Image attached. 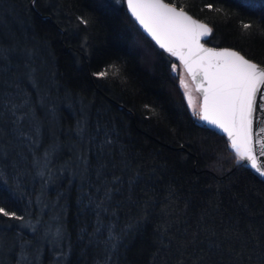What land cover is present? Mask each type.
Returning a JSON list of instances; mask_svg holds the SVG:
<instances>
[{"label":"trees","instance_id":"trees-1","mask_svg":"<svg viewBox=\"0 0 264 264\" xmlns=\"http://www.w3.org/2000/svg\"><path fill=\"white\" fill-rule=\"evenodd\" d=\"M164 1L264 68V0ZM180 70L124 0H0V264H264V179Z\"/></svg>","mask_w":264,"mask_h":264},{"label":"snow or ice","instance_id":"snow-or-ice-1","mask_svg":"<svg viewBox=\"0 0 264 264\" xmlns=\"http://www.w3.org/2000/svg\"><path fill=\"white\" fill-rule=\"evenodd\" d=\"M127 6L145 32L160 48L178 58L196 82V91L201 93L203 101L200 119L226 133L238 160L249 162L247 166L264 177V167L258 166L253 148L254 114L258 123H264V105L259 103L264 101L261 89L264 68L234 51L205 49L200 38L208 35L211 29L193 21L182 10L165 4L164 0H127ZM80 22L87 23L83 19ZM242 27L247 30L250 25ZM172 70L177 71L176 64L172 65ZM108 74L107 70L95 73L100 78ZM197 77H200L198 82ZM181 85L192 107L193 100L183 77ZM256 144L262 142L256 139ZM0 215L11 217L15 214L0 207ZM59 235L57 230L56 236Z\"/></svg>","mask_w":264,"mask_h":264},{"label":"water","instance_id":"water-1","mask_svg":"<svg viewBox=\"0 0 264 264\" xmlns=\"http://www.w3.org/2000/svg\"><path fill=\"white\" fill-rule=\"evenodd\" d=\"M125 1V5H126V9L130 14V11L128 9V6H127V0H124ZM165 4L171 6V7H175L178 11L179 10H182L187 16H189L193 21L197 22V23H202V24H205L207 27H209L206 23H203L202 21H199L198 19H196L195 17H193L191 14L187 13L186 11H184L183 9L181 8H177L175 5L171 4V3H166L164 1ZM133 18V17H132ZM134 19V18H133ZM135 23L140 27L142 33L144 34V36H146L147 38H149L154 44L155 46H157L159 49H162L159 47V45L152 39L151 36L148 35L147 32H145V30L136 22V20L134 19ZM210 28V27H209ZM210 36V33L206 36H201L200 38V44L205 48V49H210V50H215V51H224V50H229V51H234V52H237L236 50H233V49H230V48H227V47H223V48H220V47H211L207 44H205L204 42L209 38ZM167 55L171 56L168 52H166L164 49H162ZM239 53V52H237ZM241 56H243L241 53H239ZM173 57V56H172ZM244 57V56H243ZM177 63L179 64V66H181V68H183V70L185 71L187 77H189L190 81H191V84L192 86L194 87L195 91H196V82L193 81L192 77L188 75L187 71L184 69V66L181 64L180 60L176 57H173ZM245 59H247L246 57H244ZM249 60V59H247ZM250 61V60H249ZM252 62V61H251ZM257 64V63H255ZM258 65V64H257ZM258 67L262 68L260 65H258ZM200 77H197V82L199 81ZM261 89H262V92H264V85L261 86ZM197 92V91H196ZM199 97H200V100H199V116H198V119L200 120L201 124H203L204 126H207L209 128H212V129H217L219 131L220 134H222L229 142L230 144V140L227 136L226 133H224L221 129H218L214 126H211L209 124H207L205 121L201 120L200 119V111H201V105H202V95L201 93L197 92ZM260 93H258V97H259ZM261 105H264V101H260L259 102ZM261 129H264V123H258L256 120H255V114H254V123H253V148L255 150V153H256V157H257V163H258V166H261V167H264V132H261ZM259 133V136H257L256 134ZM256 139H259L262 144H256ZM232 149V148H231ZM233 150V149H232ZM234 151V150H233ZM235 152V151H234ZM246 165H248L249 162L247 161H243ZM250 168V167H249ZM252 169V168H251ZM264 179V177H263Z\"/></svg>","mask_w":264,"mask_h":264},{"label":"rangeland","instance_id":"rangeland-1","mask_svg":"<svg viewBox=\"0 0 264 264\" xmlns=\"http://www.w3.org/2000/svg\"><path fill=\"white\" fill-rule=\"evenodd\" d=\"M178 76L180 78L179 83H180V88L182 89V92L184 94V98H186L185 97V88L181 85V77H183L184 83L187 84V91L190 93V95L192 97L193 106L189 107L187 99H186V101H187V104H188V107H189L191 113L193 114L194 117H196L198 115L199 110H200V108H199L200 97H199L198 93L195 91L194 87L192 86L191 81H190L189 77H187L183 68H181Z\"/></svg>","mask_w":264,"mask_h":264},{"label":"bare ground","instance_id":"bare-ground-1","mask_svg":"<svg viewBox=\"0 0 264 264\" xmlns=\"http://www.w3.org/2000/svg\"><path fill=\"white\" fill-rule=\"evenodd\" d=\"M124 5H125V1H124ZM125 7H126V5H125ZM182 9V8H181ZM126 11H127V9H126ZM185 11V10H184ZM127 13H128V11H127ZM128 15H129V13H128ZM131 16V15H130ZM131 18H132V16H131ZM133 19V18H132ZM133 21H134V19H133ZM135 22V21H134ZM136 24V23H135ZM136 26H138L137 24H136ZM140 28V27H139ZM141 30V29H140ZM142 32V31H141ZM211 34V33H210Z\"/></svg>","mask_w":264,"mask_h":264}]
</instances>
